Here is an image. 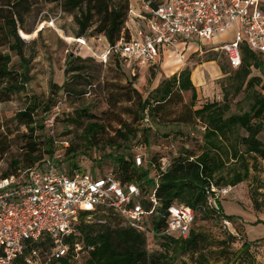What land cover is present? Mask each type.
Instances as JSON below:
<instances>
[{"label": "trees", "instance_id": "1", "mask_svg": "<svg viewBox=\"0 0 264 264\" xmlns=\"http://www.w3.org/2000/svg\"><path fill=\"white\" fill-rule=\"evenodd\" d=\"M47 1H59L64 11L75 13L78 38L103 36L110 45L116 44L121 38L133 5V0ZM140 1L142 3L152 1L158 4L163 0ZM260 7L264 10L261 4ZM31 8L30 0H0V102L9 100L13 94L25 91L31 80V68L26 56L27 41L22 31L25 17ZM76 10L78 12H75ZM240 48L242 62L239 67H231L227 60L230 67L229 79L232 80L233 86L232 95L245 91L246 98L250 99L248 109L240 113L231 111L227 93H224L222 101L207 100L199 107H195L197 92L191 70L187 67L162 80L151 92L146 91L144 85L141 89L133 85L134 81L138 80L136 75H134V80L126 86V93L130 96L128 100H134L137 104L134 109L133 106L128 108V111L132 113L135 111L136 121L143 123L148 121L149 123L163 120L170 114L173 106H178L175 121L199 122L203 127L198 147L195 149L181 147L178 155L172 157L165 164L164 169L161 168L162 164L156 158H152L149 167H141V164L139 166L136 164L134 158H128L125 152L110 155L116 169L109 171L113 172L122 183L135 182L147 192L148 188L158 181L156 196L161 216L173 202L198 209L205 205L209 194L214 195L215 191H211L212 188L236 186L248 180L252 172L264 171V166H262L264 141L260 138L261 132L264 131V81L259 76L251 75L252 68H264V63L261 61L264 60V53L251 50L245 41L240 44ZM14 56L18 57L21 68L14 67ZM90 57L103 64L98 56L90 55ZM68 60L71 63L69 70L82 71L85 67L86 59L79 56L70 54ZM77 60L81 61V64L76 65ZM209 60H214V58H209ZM112 61L117 66L125 68L118 54L112 53L107 65ZM219 66L223 73L227 72L224 65ZM187 91L191 93L190 103H185L182 98V93ZM39 107V103L35 101L17 114L18 119L25 122L27 131L30 132L25 134L28 137L26 144L29 147V152L25 153L27 160L25 167L34 165L45 155H54L53 138L49 136L39 142L38 137L40 136L35 134L37 128L44 130V119L47 117H35ZM50 109L51 104H48L43 110L48 114ZM120 123L121 127L116 128L115 135L110 138L111 146H115L117 140L129 141L138 133L136 129L129 127L127 121L120 120ZM150 128L149 125L143 128L147 144L150 142ZM104 129L103 124L90 121L84 127L83 135L91 145H96ZM40 143L45 146L39 154L34 155ZM118 145L121 147L122 143ZM66 154L71 159L65 167L68 171L81 168L77 161L80 155L77 146L70 144ZM21 163L20 160L14 161L15 172L22 167ZM152 166L155 171L151 175ZM92 171L104 173L98 168ZM9 175H11L10 172H5L2 176ZM255 178L253 176V180L258 183V178ZM262 188L264 185L258 183L254 193L264 195L260 191ZM260 204L261 202L255 199L256 209L261 208ZM218 206V211L206 208L198 213L221 220L227 218L232 222L233 218L223 213L219 201ZM146 207L149 205L146 204ZM87 214L88 212L83 214L79 224L80 233H82L80 240L86 246H92V249L81 255L80 258L83 260L81 263H79L80 258L67 256L58 260L56 264H176L178 259H181V264H256L249 242H244L236 250L231 249V244L236 239L231 233H228L226 237L227 242L222 241L216 248H210L206 235L192 226L186 238L178 237L176 234L155 236L161 250L150 253L146 246V233L120 224H112V221L118 217L111 214L105 224H90L84 221ZM161 227L162 219H156L154 221L155 231L159 232ZM185 255L193 258L192 263L182 259Z\"/></svg>", "mask_w": 264, "mask_h": 264}, {"label": "rangeland", "instance_id": "2", "mask_svg": "<svg viewBox=\"0 0 264 264\" xmlns=\"http://www.w3.org/2000/svg\"><path fill=\"white\" fill-rule=\"evenodd\" d=\"M259 1L264 8V0ZM30 2L32 8L25 17L22 30L24 36L22 32L21 34L27 41L26 56L31 68V80L25 91L13 94L9 100L0 102V176L5 172L11 174L15 172L16 160H20L23 167L27 164L25 153L29 152V147L25 134L30 132L27 131L25 122L18 119L17 114L35 101L40 105L36 111V118H43L49 113L53 115L55 107L60 108L55 132L57 140L61 142L54 146V153L60 156L63 166L67 167L71 161L66 154L67 147L62 146L63 142H68L79 148L80 155L77 161L81 169L91 171L98 168L103 172L116 169L110 156L114 153L125 152L128 158L135 159L138 166L137 158L141 157L143 162L140 166L149 167L152 158L158 159L162 164L163 158L169 161L178 155L181 147L197 148L201 140L203 131L201 123L175 121L178 106H173L170 114L163 120L149 123L136 121L135 111L132 113L128 108L133 106L134 109L137 104L134 100H128L130 96L126 93V86L134 80V75L138 76V80L134 81L133 85L140 89L144 85L146 91L151 92L162 80L187 67L191 70L193 83L196 84L195 107H199L207 100L222 101L224 93H227L232 112L240 113L249 107L250 99L246 98L245 91L232 95L233 86L232 80L229 79L230 67L226 56L221 50L215 49L231 38L232 33L234 34L233 28L214 35L209 43L205 40H198L200 43L197 40H180L174 48L163 51L158 64L137 67L133 74L128 66L119 67L114 61L105 66L100 61L92 59L90 55L95 54L88 49L84 41L78 40L76 35L78 25L75 22V13L64 11L61 2L47 0ZM142 6L140 0H133L135 12L141 10ZM63 34L71 38L70 41L64 38ZM87 39V43L98 55L106 49V44H100L95 37ZM70 54L86 59L82 71L69 70ZM261 61L264 63V60ZM75 64H81V61L77 60ZM13 65L21 68L17 56H14ZM219 65H224L227 72L223 73ZM262 73L264 68L251 69L252 76H259L264 81ZM190 96L189 91L183 92V101L190 103ZM48 104H51V109L47 114L43 109ZM174 108L176 110H173ZM120 120L127 121L129 127L136 129L138 133L129 141L117 140L116 145L111 146L110 138L115 135V129L121 127ZM90 121H97L105 126L96 145H91L83 135L84 127ZM148 125L151 126L149 144L146 143L143 131ZM35 134L40 136L39 142L49 137L46 129L37 128ZM260 138L264 141V131L261 132ZM120 143L121 147L118 145ZM37 146L39 149L33 153L34 155L39 154L45 144L40 143ZM154 171L155 168L152 166L151 175ZM253 176L258 178L259 184L264 185V171L252 172L248 180L232 187L214 188L216 192L209 196L214 197L218 194L223 213L233 218L232 228L236 233V239L231 244V249L236 250L244 242H249L256 264H264V195L254 193L258 183L253 180ZM260 191L264 193V188ZM255 199L261 202L260 209L255 208ZM96 220L94 217L90 224L97 223ZM112 224L118 225L120 221L113 220ZM193 228L206 235L210 248H216L222 241L227 242L226 237L230 233L222 226L221 219L205 217L201 213L197 214ZM146 236L149 252L160 251L157 237L150 233H146ZM182 259L190 263L193 261L190 255L182 256ZM82 261L80 258L79 263ZM176 264H181V259H178Z\"/></svg>", "mask_w": 264, "mask_h": 264}, {"label": "built area", "instance_id": "3", "mask_svg": "<svg viewBox=\"0 0 264 264\" xmlns=\"http://www.w3.org/2000/svg\"><path fill=\"white\" fill-rule=\"evenodd\" d=\"M231 28L233 38L215 48L225 54L231 67L241 65L243 41L251 50L264 53V10L259 0L145 1L138 12L132 5L116 44H108L103 36L95 37L106 44L102 54L87 43V37L78 40L84 41L105 66L116 53L135 74L137 67L158 64L163 51L174 48L180 40L208 41ZM54 112L44 119V129L58 146L61 141L56 138L55 124L60 108L55 107ZM69 145L63 142L62 146ZM59 157L54 153L9 176H0V264H56L63 257L80 258L92 249L80 240L79 224L86 212L87 223L96 217L98 224H105L111 214L118 217L121 226L154 237L176 234L186 238L200 210L218 211L217 194L208 196L198 209L173 202L161 216L158 181L145 192L135 182L122 183L111 171H68ZM163 159L162 169L168 162ZM137 161L143 162L141 157ZM156 219H162L159 232L154 229ZM221 224L236 235L229 219L222 218Z\"/></svg>", "mask_w": 264, "mask_h": 264}, {"label": "crops", "instance_id": "4", "mask_svg": "<svg viewBox=\"0 0 264 264\" xmlns=\"http://www.w3.org/2000/svg\"><path fill=\"white\" fill-rule=\"evenodd\" d=\"M232 38H233V33H232V35H231V38L228 39L227 41L231 40ZM206 42L209 43L210 40H208V41H206ZM199 43H200V42H199ZM200 51H201V49H200ZM202 77L204 78V74L202 75ZM194 85H196V84L194 83ZM262 163H264V160H262Z\"/></svg>", "mask_w": 264, "mask_h": 264}, {"label": "bare ground", "instance_id": "5", "mask_svg": "<svg viewBox=\"0 0 264 264\" xmlns=\"http://www.w3.org/2000/svg\"><path fill=\"white\" fill-rule=\"evenodd\" d=\"M63 37L66 38L67 40L71 39V38H68V36L64 35L63 34ZM70 41V40H69Z\"/></svg>", "mask_w": 264, "mask_h": 264}]
</instances>
